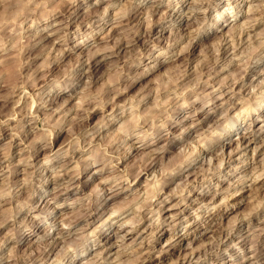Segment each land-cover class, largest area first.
Listing matches in <instances>:
<instances>
[{
  "label": "clouds",
  "instance_id": "clouds-1",
  "mask_svg": "<svg viewBox=\"0 0 264 264\" xmlns=\"http://www.w3.org/2000/svg\"><path fill=\"white\" fill-rule=\"evenodd\" d=\"M0 264H264V0H0Z\"/></svg>",
  "mask_w": 264,
  "mask_h": 264
}]
</instances>
